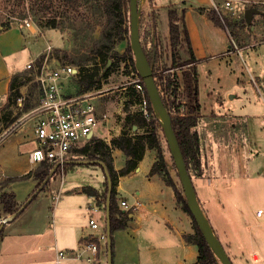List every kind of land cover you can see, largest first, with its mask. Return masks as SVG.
I'll return each instance as SVG.
<instances>
[{
	"label": "rangeland",
	"instance_id": "obj_1",
	"mask_svg": "<svg viewBox=\"0 0 264 264\" xmlns=\"http://www.w3.org/2000/svg\"><path fill=\"white\" fill-rule=\"evenodd\" d=\"M177 1L138 0L140 45L142 49L150 53L156 66L163 67L166 65L169 67L172 62L171 56L167 57L168 52L166 50L168 10L176 9L180 12L182 3H180V0ZM223 1L215 0L222 16L220 19L215 12L219 18V25H216L212 20L211 16L214 11L209 1L201 5L203 8L209 9V19L206 22H203L204 20L200 21L197 18L198 16L193 13L188 20L197 54L199 58H204L195 65L198 81L201 83L203 91L201 99H199L200 109L194 130L201 137V156L205 178L192 179V185L194 191L198 190L195 191L196 201L203 217L212 227L225 252H228V257L233 258L235 256L238 259H230L233 264H264V7L253 4L252 1L236 0L233 1V9L230 10L223 8ZM33 3V0H0V33L15 29L27 42L26 46L22 45L17 49V53L11 54V61L14 66L22 69L26 61L31 59L35 53L43 50L46 42L53 47L52 54L60 56V60L64 63L76 66L70 60H85L80 65L83 69L82 75L80 74L81 77L89 72L96 74L98 82L95 83L94 88L111 92L108 99L112 104V117L116 122L121 120L120 124L124 127L127 113H130L133 109L131 108L133 104H136L134 105V113H136L138 104L142 103L144 97L143 91L138 92L133 88L135 83L142 81V79L135 67L134 55L130 48L129 10L126 17L123 18L121 38L114 39L113 44L108 45V62L111 63V67L106 69L107 66L99 60L95 53L76 54L72 52L70 29L61 32L59 29L40 28L41 34H38V36L31 35L28 30L24 29L21 24L23 18L30 17L35 23L38 21L31 10ZM248 8L263 12L262 14L253 15L250 25H247L244 21V11ZM99 32L100 28H97L94 36L97 37ZM127 48L131 51L133 64L128 56L125 61L117 60ZM62 51H69L70 59H63ZM156 52L161 54V64H158ZM187 57V54L181 52L179 61H184ZM186 69L187 67L169 70L177 74L179 82L175 94L172 93V88L167 89V94L170 97L171 115H183L189 109L181 75L182 71ZM16 74H23L25 78H29L26 70ZM80 75L74 78L71 90L85 87L84 83H80ZM33 82L32 79V81L19 88L23 97L26 96ZM10 96L12 99H9L8 90L5 103L2 106L0 103V141L12 134V131L6 130L8 127H14L15 131L17 127L24 124L25 133L23 135H29L30 127H33L35 123V119L25 122L26 115L29 112L24 110L26 101L23 97H21L22 101L19 102L17 99L14 101L13 93ZM124 96H127V98L124 99ZM213 104L216 108L212 107ZM121 105L124 106L122 108L123 112H121V115L116 114V110ZM154 113L159 120L156 111ZM134 131L137 134L143 133L142 129L132 130V133ZM159 135L173 184L177 189H181L177 168H173L174 159L169 140L163 129ZM13 137L12 135L3 142L0 145V150L11 145L14 140ZM31 137L32 135L26 138L15 152L5 155L0 154V191L6 179L23 176L21 173L30 166L36 169L40 165H31L28 162V151L36 146V140H32ZM243 137L250 138L254 142L253 150L255 153L252 158H249L252 159L251 161L240 154L236 162L233 163L230 159L233 154H230L231 150H228V148H231L230 146L233 144L242 146ZM226 156H228V163L226 164L228 173L225 176L219 174L220 182L213 187L214 190L206 187L204 192L201 191V186L203 183L208 182L207 178L213 173V162H220L219 158L222 159ZM149 157L150 155L147 154L145 161ZM238 160L239 163H237ZM111 162L113 168L124 164L122 156L111 157ZM79 167L80 173L71 175L70 180L67 175L62 177L68 169L60 168V171L56 173L42 191L37 193L23 211L13 221L5 224L0 241L10 231L17 232L21 229L25 231V228L34 227L38 223L45 225L53 222L52 220H55V222L65 221L62 217L63 212L60 209H55V215H51L53 205L56 202L52 196L60 191V197H62L69 181H72L74 185L97 187L98 182L103 180L102 187L99 190L102 192L106 188V181L105 178H101L102 170L99 166L81 165ZM245 169L247 170L246 174H244ZM208 173L210 174L208 175ZM140 179L141 177L130 178L123 183V191L118 196L116 195L118 208L121 197H128L127 192L139 189ZM27 180L13 182L17 185L16 190H10L14 193L15 200L19 205L24 204L35 189L36 182L31 180L34 182V186H31ZM163 182L165 183L164 180ZM195 185H198L197 189ZM200 198L209 200V203L204 205L205 209L202 206L203 202L199 200ZM87 203L88 201L81 202L77 206L84 208ZM90 205L88 206L94 207V204ZM178 205L181 207L180 204ZM59 206L66 207L67 205L61 203ZM259 209L262 211L260 217L256 215ZM85 213H87L86 215L89 214V212ZM7 217L0 208V222L7 219ZM93 217L98 220L97 213H94ZM188 217L190 219L189 228L192 233V219L189 215ZM100 219V224L104 225L101 226L105 228V217L101 215ZM80 221L82 223L88 222V218H81ZM47 235L42 245L51 244L54 241V236L51 233ZM103 247L105 252L102 255L106 256V244H103ZM35 248L36 244L34 243L32 244V254H28L20 264H36L35 260L37 259L39 263L55 264L52 251H39L36 253ZM253 252L259 255V260L256 262L249 257ZM216 260L218 261L217 258ZM74 263L64 262L61 264ZM218 264H220L219 261Z\"/></svg>",
	"mask_w": 264,
	"mask_h": 264
},
{
	"label": "trees",
	"instance_id": "obj_2",
	"mask_svg": "<svg viewBox=\"0 0 264 264\" xmlns=\"http://www.w3.org/2000/svg\"><path fill=\"white\" fill-rule=\"evenodd\" d=\"M248 1H252L253 4L264 7V0ZM33 2L31 10L38 20L34 23L39 28L51 30L59 29L61 32L70 29V36L72 37L71 49L73 53L75 52L76 54H79L89 52L90 54L93 52L98 56L99 60L107 66L106 69L111 67V63L108 62V45H112L114 39L121 38L122 24L124 21L123 18L126 17L128 13L129 0H33ZM213 13L214 14L211 16L212 20L216 25H219V18L215 12ZM184 16V9H181L180 12L176 9L168 10V37L166 50L168 52L167 57L171 56L172 59L169 67L166 65L163 67L156 66V64L153 63V57H151L150 53L144 49H142V51L146 62L150 67L153 84L169 114L170 122L183 155L189 178L191 179V182H193L192 179L194 178H205V173L201 156V137L198 132L194 130L197 125L198 111L200 109L198 99V76L195 71L197 59L193 54ZM97 28H100V32L96 37L94 36V32ZM181 52L187 54L188 57L180 62L179 59ZM62 54L63 59H70L69 51H62ZM52 55L60 63L68 64L61 61V57L57 54ZM131 55L130 49L127 48L117 60L125 61L128 56L133 64ZM156 55L157 61H159L158 64H161V54L156 52ZM70 61L75 63L77 67H80L81 73H79V75H82L83 69L80 65L85 60ZM186 67L187 69L182 71L181 75L183 88L186 93L185 96L189 103V109L187 113L183 115H171V107L169 106L170 97L167 94V89L172 88V93L175 94L179 82L177 80V74L169 70H175L177 68L184 69ZM81 75L80 83L85 84L83 90L91 91L95 89L94 85L98 82L96 74L89 72L82 77ZM26 78L23 74H15L10 79L9 99H12L10 96L12 93L14 94V101H16L17 98L23 97L19 88L32 81V78ZM138 83L143 88L148 117L143 116L139 112L127 113L121 134L118 137L112 138L110 145H107L100 140L90 138L87 145L78 151L82 157L77 159L76 162L82 160L87 161L84 165H97L93 161L100 160L103 163V167L99 166L103 171L106 170L108 173L111 183L109 194V227L110 238L112 241L111 234L115 230L124 227L128 214L119 210L116 204L117 194L114 186L116 185L117 179L133 171L137 167L139 161L142 160L147 150L153 151L155 154V161L150 167L149 175L160 176L165 181L166 185L172 188L176 202L181 205V209L192 219L193 232L183 234V239L187 244L195 246L197 250V258L194 264H218L214 253L209 248L208 243L187 208L182 189H177L173 184L162 150L159 135L162 131L161 124L154 113L144 83L141 80L138 81ZM39 97L40 91L37 84L33 82L28 89L26 96L23 97L24 101H26L24 110L29 113L34 110L38 106ZM32 101L34 102L32 103ZM134 126L136 127V130L142 129L143 133L137 134L136 131L132 133ZM91 149H93V155H89ZM112 149L119 150L125 158L122 168L118 171L114 170L111 162ZM76 162L72 161L65 163L63 164V167H75L78 165ZM81 165L83 164H79V166ZM175 167L176 166L173 163V168ZM53 169L54 171L51 173ZM58 171H60L59 166L53 168V166L48 163L42 162L36 169L29 171L23 176L6 179L2 187L6 188L15 181L32 179L36 182V185L31 197H29L30 201L27 202L28 205L37 193L47 186ZM45 180L46 182L43 184ZM105 181L106 188L102 192H98L91 187H85L83 189V192L86 195L93 197L96 205L101 206L103 210H105L109 191L106 177ZM20 206L21 205L16 202L15 195L12 191L8 190L0 194V208L6 216L15 213ZM3 228L0 232V237Z\"/></svg>",
	"mask_w": 264,
	"mask_h": 264
},
{
	"label": "crops",
	"instance_id": "obj_3",
	"mask_svg": "<svg viewBox=\"0 0 264 264\" xmlns=\"http://www.w3.org/2000/svg\"><path fill=\"white\" fill-rule=\"evenodd\" d=\"M207 1L211 2L210 0H180V3H182L181 9L185 10L184 19L188 30L193 54H195V56H197L196 58H198L197 64L200 63L204 58H199V55L197 54V48L194 44V37L188 20L190 15L193 13L198 16L197 18L200 21L204 20L203 22H206V20L209 19V9L203 8L201 5L205 4ZM26 44L27 42L24 41L22 35L15 29L0 33L1 106L6 101L11 76L13 74L25 71L24 67L27 62L38 54L35 53L31 59L26 61L22 69L16 68L11 61V54L17 53V49L22 45L26 46ZM55 63L57 65L60 62L56 60ZM78 75L79 74H77L76 76ZM76 76L62 81L63 94L68 97L96 94L95 97L91 100V103L95 106L98 116L100 117L101 115H104L107 117L108 121L101 122L99 124V127L95 130L90 138L100 140L103 143L110 145L111 139L118 137L123 129L120 124L121 120L119 122H116L112 117V104L108 99V96L111 94V92L108 90L101 91L96 89H93L91 91H84V87H81L77 90H71L72 82ZM133 88H135V86H133ZM202 91V85L198 81V99H201ZM125 98H127V96H124V99ZM134 105L136 104H133V106L131 107L133 109L130 111V113L135 112ZM123 107V105L119 106L118 110H116V114L121 115V112H123ZM212 107H214V104ZM214 108H216V106ZM6 130H8L9 132L12 131V134L2 139L0 141V145L12 135L14 136V140L8 147L2 148L0 150V154L5 155L9 154L10 152H15V150L19 148L24 140L30 137V135H32V140H35L33 127H30L29 135H23L25 133L24 124L20 127H17L15 131L14 127H8ZM243 139L244 140L242 146L233 144L230 146L231 148H228V150H231L230 154H233L230 157L231 162L233 163L236 162V159L240 154H243L244 158L250 160L249 158H252L255 153L253 150L254 142L250 140V138L243 137ZM85 146H81L78 149L72 150V152L69 154V158L65 163H69L72 161L76 162L77 159L81 158L82 156L78 151ZM35 147L36 146H34V148ZM32 150L28 151V154ZM92 150L93 149H91L90 152ZM147 154H149L150 157L147 161H145V156ZM121 156L125 161L124 156L119 150H111V157L114 158ZM227 157L228 156L222 157V159L220 157V162H213V173H208V175L210 174L207 178L208 182L203 183V185L201 186V191L204 192V189L206 187L214 190L213 187L220 182L219 174L221 173L223 176H225L228 173V170L226 168V164L228 163ZM154 161L155 154L153 153V151L147 150L142 160L139 161L137 167L129 174L119 177L117 179L116 185L114 186L116 194L118 196L123 191V183H125L127 179L141 177L139 189H136L133 192H127L126 195L128 197H121V199L119 200V210L128 214L125 220L124 227L115 230L111 234L112 264H194L196 261L197 250L195 246L187 244L183 239V234L191 233L189 228L190 219L188 215L181 209V207H179L178 203L175 200L172 189L165 185L163 179L158 175H149L150 167ZM76 163L78 164L75 166L76 168L68 167V171H66V173L63 174L62 177H65L67 175L70 180L71 175H73L74 173H80L79 164L84 165V163ZM237 163H239V160ZM97 166L99 165L97 164ZM122 166L123 165L114 167V170L118 171L120 168H122ZM33 169L34 168L30 166L24 172H22L21 175H25ZM101 170V178H105V173L102 168ZM246 173L247 170L245 169L244 174ZM31 180L32 179H28L27 181L29 182V184H31V186H34V182H32L33 180ZM102 183L103 180L98 182L97 187L91 188L97 190L98 192H101V190L99 189H101ZM16 186V183H12L10 186L3 188L0 191V194L8 190L14 191L16 190ZM195 186L197 189L198 185ZM84 188L85 186H82L81 184L74 185L72 181H69V185L66 187L62 197H60V191L57 192L56 195H58V199L55 200L56 202L53 205V211L51 212V215H55V211L60 209L63 212L62 217L65 219V221L62 220L59 222H55V220H52L53 222H49L45 225H42L40 223L36 224L34 227L30 225L31 227L25 228V231L24 229H21L17 232L10 231L9 233H7L6 236H4V239H1L0 241V264H20L22 259L26 258L28 254H32V244L34 243L36 244V253H38L39 251H52L54 254V263L56 250L77 249L81 241H83L88 235L93 233L91 228L87 225V222L82 223L80 221L81 218L86 219L93 214L90 210H88V208H90L88 206L90 205V203V206L94 204L93 206L97 208V211L95 213L98 214V220L96 219V221L103 229L104 227L102 226L104 225L100 224V217L101 215L105 217V210H103L101 206L96 205L95 199L93 197H90L83 192ZM199 200L203 202L202 206L205 209L204 205L208 204L209 200H204V198H200ZM87 201L88 203L84 208L77 206L78 203ZM121 201H126L128 206L138 202L139 206L135 210L124 209L120 206ZM61 203L67 206H59ZM85 212H89V214L86 215L87 213ZM49 233L54 236V241L51 244L42 245L44 244L43 242L45 241L46 236H48L47 234ZM94 234H96V232H94ZM103 252H105V248L101 246V249L98 253L99 255H96L91 261L82 260L66 262H75L74 264H107V253L106 256H103ZM103 257H105L104 260ZM230 259L238 260L235 256ZM258 260L259 255L256 254V260L253 261L256 262ZM35 263L43 264V262L39 263L38 259L35 260Z\"/></svg>",
	"mask_w": 264,
	"mask_h": 264
},
{
	"label": "built area",
	"instance_id": "obj_4",
	"mask_svg": "<svg viewBox=\"0 0 264 264\" xmlns=\"http://www.w3.org/2000/svg\"><path fill=\"white\" fill-rule=\"evenodd\" d=\"M213 11L221 19V10L215 0H210ZM233 1L224 0L223 8L233 9ZM238 1V0H237ZM22 27L31 35L41 34L40 28L30 17L22 19ZM53 47L46 42L45 47L34 58L29 60L24 69L28 76L32 77L40 91L38 106L27 114L25 121L35 119L33 133L36 140V147L28 154V162L31 165H38L46 162L56 168L63 167L69 158L72 150L85 146L101 122H107V117L96 113L95 106L91 100L96 94H87L78 97H68L63 94L62 81L80 73V67L69 64L58 63L52 55ZM52 64V65H50ZM138 92L143 91L139 83H135ZM19 102L22 98H17ZM143 116H148L146 100L143 97L142 103L138 104V111ZM58 199V195L52 197ZM120 206L124 209L135 210L139 203L128 206L126 201H121ZM93 214L97 208H88ZM93 214L88 217L87 225L93 231L74 250H56L55 264L66 261H91L99 253L101 246L106 243V232L102 229ZM256 215L260 217L262 211ZM96 232V234H94ZM256 260V253L250 255Z\"/></svg>",
	"mask_w": 264,
	"mask_h": 264
},
{
	"label": "water",
	"instance_id": "obj_5",
	"mask_svg": "<svg viewBox=\"0 0 264 264\" xmlns=\"http://www.w3.org/2000/svg\"><path fill=\"white\" fill-rule=\"evenodd\" d=\"M262 13L263 12L256 10L254 8H248L244 11V21L246 22L247 25H250L253 15L262 14ZM129 21H130V48L134 55L135 67L139 71V73H140L139 65H143L146 67L147 77H144L141 73H140V76H141L142 82L144 83L146 93L148 95L152 108L158 114L162 129L166 137L169 140L170 147L172 148L174 164L178 171L180 186H181L184 198L186 200L187 208L190 214L192 215L195 223L197 224L198 228L200 229L201 233L203 234L206 242L208 243L209 248L212 250V252L214 253V256L218 259L220 264H233L230 258L228 257L227 253L223 249L218 238L216 237L213 229L209 225L208 221L203 217L202 212L197 204L195 191H194L191 179L189 178L178 141L174 134V131H173V128L170 122L169 114L167 110L165 109L159 97V94L153 84L150 67L148 66L146 62V59L144 57V54H143V51L140 45L139 32H138V0H129ZM135 129L136 127H133V130ZM90 137H91V134L88 136V138ZM90 155H93V150L90 152ZM78 162L86 163L87 161H78ZM93 162L103 167V163L100 160H95ZM53 171L54 169L51 171V173ZM104 173L107 179L108 190H109L107 199H106V204H105L106 253H107V264H112V247H111L110 227H109V194H110L111 183H110L109 176L106 170H104ZM45 182L46 180L43 182V184ZM29 201H30V198L24 204H22L15 213H13L12 215H9L7 219L0 222V232L2 228L5 226V224L13 221L14 218L23 211V209L27 205V202Z\"/></svg>",
	"mask_w": 264,
	"mask_h": 264
},
{
	"label": "bare ground",
	"instance_id": "obj_6",
	"mask_svg": "<svg viewBox=\"0 0 264 264\" xmlns=\"http://www.w3.org/2000/svg\"><path fill=\"white\" fill-rule=\"evenodd\" d=\"M139 70H140V73L144 76V77H147V70H146V67L143 66V65H139Z\"/></svg>",
	"mask_w": 264,
	"mask_h": 264
}]
</instances>
